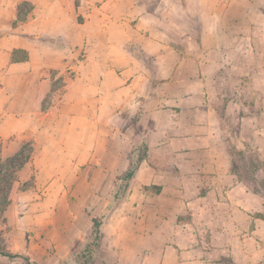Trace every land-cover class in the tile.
I'll return each instance as SVG.
<instances>
[{"label":"crops","instance_id":"obj_1","mask_svg":"<svg viewBox=\"0 0 264 264\" xmlns=\"http://www.w3.org/2000/svg\"><path fill=\"white\" fill-rule=\"evenodd\" d=\"M0 132L116 264H264V0H0Z\"/></svg>","mask_w":264,"mask_h":264},{"label":"rangeland","instance_id":"obj_2","mask_svg":"<svg viewBox=\"0 0 264 264\" xmlns=\"http://www.w3.org/2000/svg\"><path fill=\"white\" fill-rule=\"evenodd\" d=\"M1 133L0 155L3 158L14 156L25 144H31L34 153L29 162L32 164H26V170L24 167L18 175L10 196L11 204L0 218V251L27 255L37 264H116L115 257L111 256L110 238L103 235L102 224L98 233L93 226V220L102 222L104 218L105 212L101 215L100 209L104 206L105 195L68 194L57 186L48 191L51 179L43 176L39 180L35 175L33 163L38 147L34 138L30 134ZM115 188L107 198L108 212L118 206L115 199L124 191L122 182L118 190ZM74 204L79 206L75 211ZM75 221L84 230L80 236H75ZM0 262L27 264L23 259L3 257L1 253Z\"/></svg>","mask_w":264,"mask_h":264},{"label":"trees","instance_id":"obj_3","mask_svg":"<svg viewBox=\"0 0 264 264\" xmlns=\"http://www.w3.org/2000/svg\"><path fill=\"white\" fill-rule=\"evenodd\" d=\"M23 14L22 9L19 13V20H23ZM28 60V54L27 52L23 50H15L13 52V61L14 62H21ZM33 148L31 147V144H25L21 147V149L14 155L8 158H3L0 155V218L6 213L8 207L11 204V192L15 186V183L17 182L19 173L24 169L26 164H28L32 157H33ZM141 161V157H139V161H135L131 164L128 172L126 175L119 179V181L116 184V190L119 188V183H123L124 191L121 193L120 196H117L116 204L119 205L120 202L125 198L127 193V188L130 184L131 179L133 178L136 169L138 167L139 162ZM116 198V197H115ZM264 218V214L261 215ZM93 226L98 233L99 228L101 227L102 222L100 220H93ZM1 255L3 257L8 258H17V259H23L27 264H37L35 261L31 260L27 255L17 254V253H11L6 250L0 251ZM0 264H2L0 262ZM230 264H233L230 262Z\"/></svg>","mask_w":264,"mask_h":264}]
</instances>
